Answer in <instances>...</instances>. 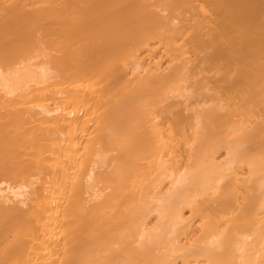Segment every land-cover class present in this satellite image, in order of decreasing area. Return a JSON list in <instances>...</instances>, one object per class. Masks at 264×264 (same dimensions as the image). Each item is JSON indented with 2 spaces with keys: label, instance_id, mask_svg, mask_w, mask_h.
Listing matches in <instances>:
<instances>
[{
  "label": "bare ground",
  "instance_id": "6f19581e",
  "mask_svg": "<svg viewBox=\"0 0 264 264\" xmlns=\"http://www.w3.org/2000/svg\"><path fill=\"white\" fill-rule=\"evenodd\" d=\"M0 264H264V0H0Z\"/></svg>",
  "mask_w": 264,
  "mask_h": 264
}]
</instances>
